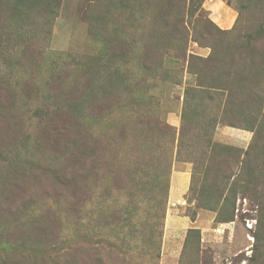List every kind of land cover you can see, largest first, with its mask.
Here are the masks:
<instances>
[{"label":"rangeland","instance_id":"obj_1","mask_svg":"<svg viewBox=\"0 0 264 264\" xmlns=\"http://www.w3.org/2000/svg\"><path fill=\"white\" fill-rule=\"evenodd\" d=\"M0 264H264V0H0Z\"/></svg>","mask_w":264,"mask_h":264},{"label":"crops","instance_id":"obj_2","mask_svg":"<svg viewBox=\"0 0 264 264\" xmlns=\"http://www.w3.org/2000/svg\"><path fill=\"white\" fill-rule=\"evenodd\" d=\"M180 168H182V167H178L177 169H180ZM181 170V169H180ZM178 181V184H179V186H180V182H179V180H177ZM177 184V183H176ZM178 185L177 186H175V187H173L174 189L173 190H179L180 189V187H179Z\"/></svg>","mask_w":264,"mask_h":264}]
</instances>
